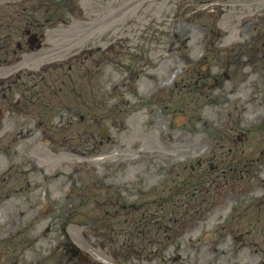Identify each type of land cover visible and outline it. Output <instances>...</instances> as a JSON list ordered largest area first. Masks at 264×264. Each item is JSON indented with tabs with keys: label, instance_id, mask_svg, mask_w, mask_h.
Returning a JSON list of instances; mask_svg holds the SVG:
<instances>
[{
	"label": "rangeland",
	"instance_id": "374dc122",
	"mask_svg": "<svg viewBox=\"0 0 264 264\" xmlns=\"http://www.w3.org/2000/svg\"><path fill=\"white\" fill-rule=\"evenodd\" d=\"M245 261L264 264V0H0V264Z\"/></svg>",
	"mask_w": 264,
	"mask_h": 264
},
{
	"label": "water",
	"instance_id": "95a60500",
	"mask_svg": "<svg viewBox=\"0 0 264 264\" xmlns=\"http://www.w3.org/2000/svg\"><path fill=\"white\" fill-rule=\"evenodd\" d=\"M75 252H76V250L72 249V253H75Z\"/></svg>",
	"mask_w": 264,
	"mask_h": 264
},
{
	"label": "bare ground",
	"instance_id": "6f19581e",
	"mask_svg": "<svg viewBox=\"0 0 264 264\" xmlns=\"http://www.w3.org/2000/svg\"><path fill=\"white\" fill-rule=\"evenodd\" d=\"M242 264H246V261L245 262H242Z\"/></svg>",
	"mask_w": 264,
	"mask_h": 264
}]
</instances>
